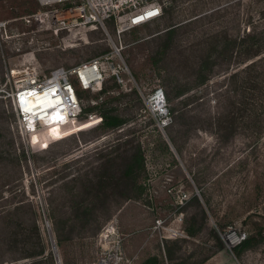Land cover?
I'll return each mask as SVG.
<instances>
[{"label": "rangeland", "instance_id": "1", "mask_svg": "<svg viewBox=\"0 0 264 264\" xmlns=\"http://www.w3.org/2000/svg\"><path fill=\"white\" fill-rule=\"evenodd\" d=\"M107 2L104 25L55 33L46 13L64 2L0 0V264H57L46 218L62 264H264V0ZM148 2L163 14L119 34ZM97 57L104 90L74 78L78 118L19 129L12 69L47 75ZM157 85L165 126L146 102ZM116 107L124 122L108 126L99 109ZM138 143L145 165L127 172ZM229 225L247 240L239 253Z\"/></svg>", "mask_w": 264, "mask_h": 264}, {"label": "built area", "instance_id": "2", "mask_svg": "<svg viewBox=\"0 0 264 264\" xmlns=\"http://www.w3.org/2000/svg\"><path fill=\"white\" fill-rule=\"evenodd\" d=\"M57 1L64 2V5L46 13L52 19L55 33L66 28L70 29L71 22L85 25L90 21H100L104 25L103 18L98 14L97 10L101 5L105 4L107 6V0ZM129 11L123 22L117 25V32L119 34L159 18L163 14V7L160 3L148 2L138 6L134 10L129 9ZM150 13L153 14L150 15ZM59 23L63 24L57 25ZM113 47V51L120 54V48L115 43ZM123 63H125L123 60L122 63L118 62V66L114 65L117 68L113 69L119 80H124L121 77V71L124 69ZM11 74L15 78L16 84L7 91L8 97L17 111L19 129L23 132H29V134H31L35 127L42 124L43 118L39 114L40 111H34L33 108L36 107L37 109L39 105L52 101L57 95L61 96V100L57 105L58 110L63 116L59 120L66 117L77 118L80 116L82 105L74 78L85 89L93 88L95 83H97L98 88H101L104 80L103 60L100 57L82 61L71 67L64 65L57 66L51 69L47 75H41L39 69L31 65H26L19 70L12 69ZM31 100H35L36 102L33 103ZM146 102L159 125L165 126L170 122L171 112L163 86H155L147 95ZM31 123L33 125H30ZM170 191H172V188H170ZM228 231L227 237L233 245L239 244L242 241L244 235L239 234L237 230L233 229L232 225L228 226ZM232 235L234 236L233 238L231 237Z\"/></svg>", "mask_w": 264, "mask_h": 264}, {"label": "trees", "instance_id": "3", "mask_svg": "<svg viewBox=\"0 0 264 264\" xmlns=\"http://www.w3.org/2000/svg\"><path fill=\"white\" fill-rule=\"evenodd\" d=\"M102 90H104V87H102ZM77 92H78V95H81V91L77 90ZM99 112L102 113V121H105V123L108 126L115 127L124 122V120L120 117L119 109L117 107L114 108L113 112H109L105 108H100ZM131 149L132 151H130L129 154L125 156L128 159V161L123 164L127 172H130L135 166H137V168L139 169H142L145 165V155H144V151H143L141 144L140 143L135 144L134 146H132ZM108 160L106 162H109ZM28 203L30 205H33L32 201H28ZM201 227L202 226L200 225L197 228L188 227L186 229L190 234H195L201 229ZM246 243H247V240H242L239 243L236 249L238 253L242 250L243 246H245ZM141 264H163V263L161 262L160 258L157 255H152L146 258Z\"/></svg>", "mask_w": 264, "mask_h": 264}, {"label": "bare ground", "instance_id": "4", "mask_svg": "<svg viewBox=\"0 0 264 264\" xmlns=\"http://www.w3.org/2000/svg\"><path fill=\"white\" fill-rule=\"evenodd\" d=\"M42 1L44 3H49V2H52L54 0H42ZM59 16H60V14H59ZM62 24L63 23H59L57 25H62ZM96 84L97 83H95L94 85H96ZM95 87L98 88L97 85L94 86L93 88H95ZM60 100H61V96L57 95V97L53 98L52 101H50L48 103H43L42 105H39L37 109H36V107L33 108L34 111H40L39 114H41V116H43V118H42V124L40 126L35 127V128L33 126L34 129L31 132V134L39 131V129H42V128L52 127V126H56V125H66V124H68V123H70L76 119V117L75 118L66 117L62 120H59L63 117L61 115L60 111L58 110V105H57V103ZM31 102L34 103L36 101L31 100ZM45 108H47V109L45 110ZM30 125H33V123H31ZM231 237L233 238L234 236L232 235ZM101 264H109V262H108V260H103L101 262ZM115 264H118V262Z\"/></svg>", "mask_w": 264, "mask_h": 264}, {"label": "water", "instance_id": "5", "mask_svg": "<svg viewBox=\"0 0 264 264\" xmlns=\"http://www.w3.org/2000/svg\"><path fill=\"white\" fill-rule=\"evenodd\" d=\"M46 222H47V226H48V230H49V234H50V238H51V242H52V248H53L55 258H56V262H57V264H62V261L60 258V253H59L57 242H56V238H55V235L53 233L50 222L47 218H46ZM101 261H103V260H101Z\"/></svg>", "mask_w": 264, "mask_h": 264}, {"label": "flooded vegetation", "instance_id": "6", "mask_svg": "<svg viewBox=\"0 0 264 264\" xmlns=\"http://www.w3.org/2000/svg\"><path fill=\"white\" fill-rule=\"evenodd\" d=\"M40 48H41L40 46L37 47V49H40Z\"/></svg>", "mask_w": 264, "mask_h": 264}, {"label": "snow or ice", "instance_id": "7", "mask_svg": "<svg viewBox=\"0 0 264 264\" xmlns=\"http://www.w3.org/2000/svg\"><path fill=\"white\" fill-rule=\"evenodd\" d=\"M153 13H150V15H152Z\"/></svg>", "mask_w": 264, "mask_h": 264}, {"label": "crops", "instance_id": "8", "mask_svg": "<svg viewBox=\"0 0 264 264\" xmlns=\"http://www.w3.org/2000/svg\"><path fill=\"white\" fill-rule=\"evenodd\" d=\"M183 184V183H182Z\"/></svg>", "mask_w": 264, "mask_h": 264}]
</instances>
